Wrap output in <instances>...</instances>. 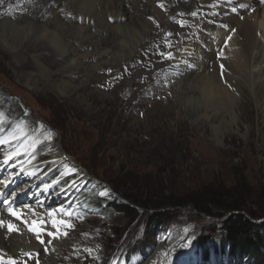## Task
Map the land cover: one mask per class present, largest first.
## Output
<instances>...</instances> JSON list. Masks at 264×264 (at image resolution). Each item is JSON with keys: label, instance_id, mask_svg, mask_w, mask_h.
<instances>
[{"label": "rangeland", "instance_id": "rangeland-1", "mask_svg": "<svg viewBox=\"0 0 264 264\" xmlns=\"http://www.w3.org/2000/svg\"><path fill=\"white\" fill-rule=\"evenodd\" d=\"M2 50L0 42V114L4 120L0 139L11 137L21 125L29 135L0 150L7 158L15 157V167L26 159V180L35 181L36 188L56 198L60 208H48H55L51 224L63 219L72 225L63 231L66 237L56 233L60 238L55 240L67 242L60 253V261L67 263L62 264H139L159 247L156 264H207L200 260L203 247L213 251L208 264H222L220 255L211 248L221 220L185 208L155 229L150 227L149 218L155 212H148L132 198L143 201V196H158L165 188L184 195L221 185L249 189L251 202L264 208V151L256 153L264 148V106H257L245 90L237 110L238 133L221 136L216 145L213 139L217 133L210 124L214 115L206 118L201 103L180 106L168 90L170 83L159 81L157 76L152 75L150 81L158 78L160 84L157 81L156 85L161 90L139 98L150 81L137 78L139 86L127 92L122 73L105 69L106 75H114L107 81L93 82L64 102L51 90L35 93L18 80L11 57ZM162 55L168 60L167 47ZM159 69L155 75L162 71ZM125 72L132 74L127 68ZM45 129L51 133L47 141L43 140ZM25 143H31L29 149L17 157V149ZM57 144L71 156L76 168L69 170L66 162L51 163ZM113 201L135 203L141 217L133 220L116 211ZM69 211L72 218L65 215ZM43 219L41 215L36 224ZM41 236L45 238L43 233ZM45 247L47 242L39 248Z\"/></svg>", "mask_w": 264, "mask_h": 264}, {"label": "bare ground", "instance_id": "bare-ground-1", "mask_svg": "<svg viewBox=\"0 0 264 264\" xmlns=\"http://www.w3.org/2000/svg\"><path fill=\"white\" fill-rule=\"evenodd\" d=\"M0 42L18 80L35 93L51 90L64 102L114 75H106L105 69L122 73L127 92L139 86L137 78L147 82L154 75L168 81L180 106L201 103L206 118L214 115L210 124L216 145L221 136L238 133L237 110L245 90L257 106H264V8L258 0H0ZM165 47L171 60L163 58ZM157 81H150L139 98L161 90ZM25 145L29 149L31 143ZM263 151L261 146L256 153ZM6 159L0 150V222L13 223L20 232L8 235L0 229V259L67 263L60 261L67 242L47 235L60 234L49 229L54 218L49 213L55 210H48L60 204L26 180L22 167L14 170V159L5 165ZM60 162L68 163L69 170L76 168L57 144L51 163ZM10 211L22 214L29 227L42 215L38 226L46 239L27 232L8 216ZM39 239L47 247L39 248ZM160 255L161 247L153 249L139 264H156Z\"/></svg>", "mask_w": 264, "mask_h": 264}, {"label": "trees", "instance_id": "trees-1", "mask_svg": "<svg viewBox=\"0 0 264 264\" xmlns=\"http://www.w3.org/2000/svg\"><path fill=\"white\" fill-rule=\"evenodd\" d=\"M242 189L211 185L183 195L165 188L158 196L142 195L143 201L137 198H132V201L136 200L135 203L148 209V212H155L149 216L150 227L155 229L172 221L173 214L185 208L191 209L196 215L221 220L214 231L211 248L226 256L233 264H264V208L257 202H251L249 189ZM135 203L113 201L112 207L130 219L137 220L141 214ZM201 251L206 259L209 256L208 249L203 247Z\"/></svg>", "mask_w": 264, "mask_h": 264}, {"label": "snow or ice", "instance_id": "snow-or-ice-1", "mask_svg": "<svg viewBox=\"0 0 264 264\" xmlns=\"http://www.w3.org/2000/svg\"><path fill=\"white\" fill-rule=\"evenodd\" d=\"M181 27H183V25H180ZM166 59L171 60L172 57L171 56H167ZM223 68H222V72H223ZM4 123L3 120V116L2 114H0V126H2V124ZM29 135V133L26 131V129L23 126H19L15 129V131L13 132L11 137H8L7 139H0V146H7L10 142H18L21 139L27 137ZM51 137V133H47L46 135L43 136V140L47 141L49 140ZM35 143H39V140H36ZM28 147V145H22L21 147H19L15 153V155L18 157L20 155L26 154L25 153V149ZM34 151V148H33ZM27 154H31V153H27ZM15 157L13 156H9L8 159L4 160L3 163L5 165L9 164V162L11 160H13ZM33 215H35V213H33ZM54 213H49V216H54ZM65 215L69 218L73 217V213L71 211L65 213ZM8 216L12 217L15 221H19L21 224L25 225V228L27 230V232L29 233H33L39 237L42 233L40 231H36V229L38 227H42V226H38L36 224V222H33L32 225L29 227L27 225V223L22 219V214L16 212V211H10L8 212ZM58 224L60 226H62L63 229H71L72 225L70 223H66L63 219H61L60 221H53V223L51 224V228L55 229L56 232L60 233V235L66 237L67 236V232H61L60 227H58ZM0 229H4L6 230L8 235H11L13 233H19L20 229L13 223H3L0 222ZM47 235H49L51 237V239H59L60 235H53L52 233H48ZM39 244L44 245V240L39 239L37 241ZM32 258V257H29ZM8 264H13L12 261H9Z\"/></svg>", "mask_w": 264, "mask_h": 264}]
</instances>
